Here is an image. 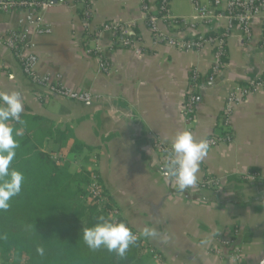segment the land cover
I'll use <instances>...</instances> for the list:
<instances>
[{"label":"crops","instance_id":"0c3cea01","mask_svg":"<svg viewBox=\"0 0 264 264\" xmlns=\"http://www.w3.org/2000/svg\"><path fill=\"white\" fill-rule=\"evenodd\" d=\"M197 1L207 8L214 4ZM171 2V18L159 22L169 38L223 32L230 24L226 2L211 22L196 19L193 0V9L184 14H175ZM144 4L158 13L160 0L51 1L42 11L52 32L35 38L37 72L59 74L66 86L99 96L90 102L66 99L35 85L2 40L18 26L19 16L0 12V109L7 106L19 120V135L28 132L31 137L38 128L46 132L44 148L65 155L60 164L97 175L120 218L164 264H261L264 88L257 84L264 78L263 17L252 21V40L239 27L229 32L226 65L210 81L214 46L183 50L157 41ZM85 10L91 14L88 22ZM105 22L128 26L134 46H122V36L108 31L96 50L94 39ZM193 71L200 75L198 104L188 124L183 109ZM237 85L253 91L235 110L233 140L205 146V138L218 131L226 98ZM51 131L59 132L56 141ZM75 142L83 144L79 152L71 151ZM159 144L169 148L193 182L166 164ZM251 172L260 177L245 179ZM209 177L221 179L222 188H201ZM228 239L233 242L224 244ZM235 250L239 263L230 258Z\"/></svg>","mask_w":264,"mask_h":264},{"label":"trees","instance_id":"16d2710c","mask_svg":"<svg viewBox=\"0 0 264 264\" xmlns=\"http://www.w3.org/2000/svg\"><path fill=\"white\" fill-rule=\"evenodd\" d=\"M19 129V120L2 106L0 264H151L154 254L133 238L135 230L123 218L109 219L106 190V206L85 201L81 184L89 173L58 163L45 150L47 133L40 128L31 137ZM58 134L51 131L50 138ZM82 145L75 142L71 151Z\"/></svg>","mask_w":264,"mask_h":264},{"label":"built area","instance_id":"2783aa9c","mask_svg":"<svg viewBox=\"0 0 264 264\" xmlns=\"http://www.w3.org/2000/svg\"><path fill=\"white\" fill-rule=\"evenodd\" d=\"M60 3H65V0H58ZM196 10V19L201 22H211L216 16H220L217 10L227 4V17L230 24L226 31L216 32L213 34H199L189 39L169 38L159 28V22L162 18H171L168 10L170 0H160L158 13H153L149 10L147 4L143 5V9L147 14V20L151 32L155 39L162 43H167L170 46L177 47L183 50L200 49L206 44L214 46V61L210 67L208 80L214 81L222 69L226 65V39L235 27H239L244 32L247 40H252L254 34L252 31V21L256 16L263 17L262 22V42L264 44V0H213V7L207 8L199 4L197 0H193ZM51 4V0H0V12L5 14H18V26L7 32L2 40L5 45L10 48L16 58L19 60L24 73L30 80L45 89L47 92L55 93L63 98L76 100L81 102H90L96 100L99 96L88 91L76 90L66 86L61 75L47 72L40 74L36 67L39 63V55L36 52L37 43L36 36L49 34L52 28L43 21L41 16L42 11ZM86 22L89 21L91 14L89 10L84 12ZM193 28L196 27L195 22H190ZM108 31L117 32L122 36L120 44L124 47L134 46V39L130 37L131 29L128 26L105 22L98 31L96 42V50L100 49V38ZM102 68L106 70V64L102 61ZM200 75L193 71L190 76V84L184 102V116L188 124L194 121L195 111L198 104V82ZM264 88V78L258 84ZM253 91L249 86H234L228 94L222 115L219 123V129L205 138L204 144L207 147H216L223 143H229L233 140L232 134V119L237 106ZM159 150L165 155L166 164L169 163L173 167V171L181 175V179L186 182H193L194 178L185 170L184 166L175 158L170 156L169 148L163 144H159ZM259 172H251L245 176V179H258ZM199 186L203 189L220 190L222 188L221 179L209 177L203 180ZM91 194L96 202L103 200V186L97 176L92 175L90 184ZM232 239L224 240V244L230 245ZM232 262H240L241 258L237 250L231 254Z\"/></svg>","mask_w":264,"mask_h":264},{"label":"rangeland","instance_id":"374dc122","mask_svg":"<svg viewBox=\"0 0 264 264\" xmlns=\"http://www.w3.org/2000/svg\"><path fill=\"white\" fill-rule=\"evenodd\" d=\"M171 8H172V11L175 13V14H184L187 12L188 9L192 10L193 9V6H192V3H191V0H172L171 2ZM77 90V89H76ZM54 154H52L53 158L55 160H57L58 163H62V160L64 159L65 155H61V154H56V152H53ZM71 172H74V173H77L75 172V168H70ZM97 176V175H95ZM91 178H92V175L89 174L88 176V182H83L81 185H82V188L83 190L86 192L85 193V196H84V199L85 201H87L88 203H98L100 205H107V202H108V199L107 197H105V195H103V200H100V202H96V200H94L93 198V195L91 194V189H90V184H91ZM98 178V176H97ZM99 180V178H98ZM100 181V180H99ZM101 183V182H100ZM105 189L103 188V193ZM111 202V200H110ZM108 213H109V219H112V220H116L120 217V214L116 208V206L111 202L110 205L108 206ZM103 228H104V225H100L98 227V238L102 239L103 238ZM133 238H140L141 239V242L144 246L148 247V249L150 250L151 253H153V258L154 259H158V263L160 264H164L162 262V260L160 259L159 255L155 252H153L151 250V248L148 246V244L146 242H144V240L139 237L137 234L133 235ZM153 260L151 259L150 262H152ZM152 264V263H151Z\"/></svg>","mask_w":264,"mask_h":264},{"label":"water","instance_id":"95a60500","mask_svg":"<svg viewBox=\"0 0 264 264\" xmlns=\"http://www.w3.org/2000/svg\"><path fill=\"white\" fill-rule=\"evenodd\" d=\"M52 2H55V3H57L58 2V0H51ZM55 94V93H54ZM55 95H57V94H55ZM59 96V95H58ZM166 169V167H162V170H165ZM261 264H264V260L261 262Z\"/></svg>","mask_w":264,"mask_h":264}]
</instances>
